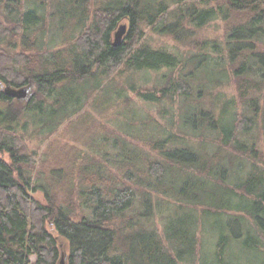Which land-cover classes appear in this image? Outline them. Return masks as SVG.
Wrapping results in <instances>:
<instances>
[{
    "label": "trees",
    "instance_id": "obj_1",
    "mask_svg": "<svg viewBox=\"0 0 264 264\" xmlns=\"http://www.w3.org/2000/svg\"><path fill=\"white\" fill-rule=\"evenodd\" d=\"M56 3L59 8L50 17H56L63 46L51 49L47 44L51 38L45 39V16L25 7L45 9L49 5L52 9ZM97 3L92 7L91 0H0V264H60L61 245L66 255L63 264H181L194 254L192 222H197V215L183 213L169 222V236L177 241L173 255L157 230L141 221L154 215L160 208L159 199L165 196L179 201V210L182 204L202 206L204 220L213 218L215 223L209 224L219 229V253L230 237L240 238L235 227L240 225L247 233L243 246L262 255L264 167L257 161L259 150L235 132L260 124L264 138V0ZM216 17L223 22L221 52L227 63L207 72L217 74L210 78L216 84L227 70L234 77L245 110L240 115L232 112L234 97L204 104L211 87L201 84L198 74L204 64L209 66L206 47L216 52L221 49L219 42L195 36L197 29ZM125 19L128 33L124 42L113 46L111 34ZM146 28L201 52L188 56L197 61L186 77L168 82L169 75L163 74V84H169L161 89L160 97L131 84L129 90L147 102L171 97L168 93L178 96L181 131L188 127L190 137L197 141L189 139L187 131L177 136L151 130L141 136L144 148H139L129 146L115 130L111 131L115 136L108 137L101 125L100 134L99 129L92 130L84 152L44 166L49 181L36 184L35 152L27 150L22 134L29 125L39 133H51L81 113L95 92L98 96L107 83L113 84L110 96L103 97L106 105L92 98L90 105L101 114L112 102L131 100L127 88L115 81L117 76L173 69L181 63L176 55L142 42ZM90 80L96 81L94 86L80 91ZM2 84L16 88L31 84L32 94L25 103L16 101L4 93ZM90 120V112H85L77 129ZM148 124L160 126L152 118ZM207 132L219 135L212 154L203 139ZM96 152L102 154L101 160L95 158ZM247 160L246 174L234 177ZM234 179L237 182L232 184ZM38 189L44 192V202L31 195ZM54 189H64L66 195L59 197ZM137 200L140 209L133 210ZM247 219L262 233L251 234Z\"/></svg>",
    "mask_w": 264,
    "mask_h": 264
},
{
    "label": "rangeland",
    "instance_id": "obj_2",
    "mask_svg": "<svg viewBox=\"0 0 264 264\" xmlns=\"http://www.w3.org/2000/svg\"><path fill=\"white\" fill-rule=\"evenodd\" d=\"M104 1L105 0H91L92 7H94L95 4H98L97 2L102 4ZM54 7L55 8L52 9L49 5H47L45 9L37 8L35 5H26L25 7L26 9L34 8L39 13L45 16L46 22L48 23V31L45 35V39L46 41H48L49 38H51V42H47V44L52 47L51 49H56L63 46L60 41L61 35L60 33H58L59 31L56 30V17H50L51 11L53 10L54 12H56V10H58L59 8V5L56 3ZM121 22H126V19L122 20ZM223 33V22L219 17L212 19L203 27L197 29L195 39L203 40L209 43L217 41L219 42L221 49L220 52H216L211 48L206 47L208 59L205 60L207 63H209V66H207L206 64L203 65L202 69H200L201 71H198V79L200 83H207L211 87V91H208L211 93H207V97L205 99L204 104L206 106L210 105V100L220 102L225 99L234 97L236 98V105L233 106L234 108H232V112H236L238 113V115H240V113L245 112V110L239 102L234 77H232L230 72L227 70L226 75H222L223 78H220V83L216 84V82L211 81L210 78H215L217 74H214V76L211 74V72H207V70L212 69L213 66L216 70L223 67L224 65L226 66L227 62H225V57L221 52L223 50ZM111 38V40H113L112 34ZM142 42L148 44L153 48L164 49L176 55L181 63L173 69L164 67L156 71L142 70L132 74H129L131 72H125L117 76L115 81H117L119 84H123L127 88L126 94L130 97L131 100L129 101L122 99L116 102H112L109 106V109L101 114L96 112L92 105H90V103L93 102V99L102 97L99 102L97 98V103L100 104V101L104 100L103 97H109L113 84L107 83L108 87L102 93H99L98 96L97 92H95L93 96L88 99V103L87 105H85L84 110L81 111V113H79L78 115L76 114V116H74L73 118L64 121L55 131L51 133H39L37 128L31 127L30 125L27 129L26 134L22 133L20 129L17 131L19 134L22 133L24 135V141L28 147L27 150H32L33 152H35L33 158L36 163V167L35 171L33 172V178H35V181L37 182L36 184H43L45 181H49V176L47 180L45 171H42L44 166H50L51 163H53L54 161H59L61 158H63V156L70 157L74 152L76 156L79 151L84 152L86 146L90 142V140L88 141V139L90 138L92 130L99 129L97 133L100 134L102 130L100 128L101 125L105 127V134L108 137L112 138L113 136H115L111 133L112 130H115L116 133L119 134L122 138H126V142L129 143V146L133 147L134 145H137L139 148H144L143 144L145 139L141 140V136H143L144 133L151 132V130L159 131L162 134L164 133V131L173 132L177 134V136L182 135L184 133L183 131H187L188 134H186L188 135L189 139L191 138L192 141H197L195 138L190 137L189 134L191 132L188 127L185 126L186 128H183V131H181L182 126H180V122L178 119L179 116L177 108L178 96L172 93H168V95L170 94L171 97L166 96L161 98L159 101L147 102L137 97L135 92L129 90V87L131 85H135L136 88L141 87L143 90L154 91L156 92V95L160 97L161 89L169 84H163L165 83L162 79L163 74L169 75L167 79L168 82H170L171 80L175 81L180 75L186 77V75H188L189 72L194 69L192 67L195 66V62L197 61L195 59L190 60V57L188 56L196 55V53L201 51H199L198 49H193L188 45H182L174 41L169 36L151 32L148 28H146V34ZM0 45L2 46V44ZM218 61L219 63H217ZM182 62L184 63V66ZM198 67H200V65ZM95 83V80L87 81L85 85H82L80 91H89ZM71 88L73 89V86H71ZM74 90L80 92L78 87H75ZM109 102L110 101H108V104ZM101 104L106 105L107 101L104 100ZM85 112H90L93 120L86 121L85 126H81V130H78L77 126H79V122L83 119V115H85ZM151 118L155 119V121L157 122H160V126L153 125L152 128V125L148 124L151 121ZM142 121L147 122L145 126L143 125ZM87 127H89L88 131H86ZM235 136L243 142L253 144L254 148L259 150L257 161L259 162V165L264 167V138L261 125H255L252 129L246 132L242 130H236ZM218 138L219 135L217 132L206 133L203 139L206 143L208 153L212 154L215 151L217 145L219 144ZM98 139L99 137L97 138V140ZM107 149L110 150V148L108 147ZM3 156L4 158L8 159L6 154H4ZM95 158L101 160L102 154L100 152H96ZM243 163L241 170L238 174L235 173L236 175H233L234 177H243L246 174L250 166V160L244 161ZM73 177L77 178V176ZM76 178H74L75 181ZM235 180L236 179L233 180L232 184L237 182ZM54 190L56 191L58 189ZM31 195L35 199L44 202V192L41 189L31 192ZM57 195L59 197H62L66 195V192L64 189H59L57 191ZM157 196L153 197L154 200H156ZM162 198V201L161 199H159L160 208L155 209L154 215L150 216L149 218H142L141 221L142 224L148 229L157 230L161 242L169 248V251L172 255L175 254L173 247H176L177 241L175 239H171V237L169 236V222H173V220L177 219L176 216H179L183 213L187 214L193 212L197 215V222H192L193 228L196 229L194 254L192 255V257L187 255L185 260H183L181 264H264V237L262 238V241L260 237V244H263V253L262 255H259L255 250L251 251V249L248 250L243 246V241L245 242L247 233L244 231V229L242 231L240 225H236L235 227L237 229V232H241L240 238L234 239L230 237L229 243L224 246L221 253H219V229H217L216 227H212L209 224L215 223V220L213 218H211L209 221L204 220L203 215L200 212L202 206H198L197 208H195V206L190 207L182 204L181 206L183 208L179 210V201H176L173 197L170 196H165ZM138 209H140V204L137 200L134 204L133 210ZM230 214L241 213L230 211ZM223 216L225 217L227 216V214ZM246 221L251 228V234L262 233L254 227L250 219H247ZM222 231L223 230L221 229L220 232ZM219 258H221V261H219Z\"/></svg>",
    "mask_w": 264,
    "mask_h": 264
},
{
    "label": "water",
    "instance_id": "obj_3",
    "mask_svg": "<svg viewBox=\"0 0 264 264\" xmlns=\"http://www.w3.org/2000/svg\"><path fill=\"white\" fill-rule=\"evenodd\" d=\"M129 30V25L126 22H121L117 25L116 29L113 31L112 37L113 40H111V44L113 46H117L120 43L123 42L124 37H126ZM1 88L3 89L4 93L9 96L13 97L16 101L20 102H26L29 100L31 94H32V85H26L21 87H13L9 84H2ZM61 256H60V264L64 263V260L66 258V255L64 253L63 245H61Z\"/></svg>",
    "mask_w": 264,
    "mask_h": 264
}]
</instances>
